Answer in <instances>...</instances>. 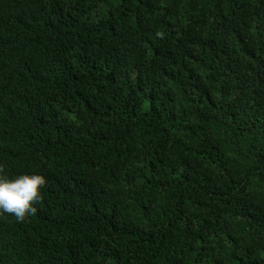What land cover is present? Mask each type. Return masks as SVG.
<instances>
[{
	"label": "trees",
	"instance_id": "obj_1",
	"mask_svg": "<svg viewBox=\"0 0 264 264\" xmlns=\"http://www.w3.org/2000/svg\"><path fill=\"white\" fill-rule=\"evenodd\" d=\"M0 264H264V0H0Z\"/></svg>",
	"mask_w": 264,
	"mask_h": 264
},
{
	"label": "clouds",
	"instance_id": "obj_2",
	"mask_svg": "<svg viewBox=\"0 0 264 264\" xmlns=\"http://www.w3.org/2000/svg\"><path fill=\"white\" fill-rule=\"evenodd\" d=\"M45 185L43 175L21 174L14 178L0 175V211L9 213L17 221L35 212L33 206L39 199L40 190Z\"/></svg>",
	"mask_w": 264,
	"mask_h": 264
}]
</instances>
